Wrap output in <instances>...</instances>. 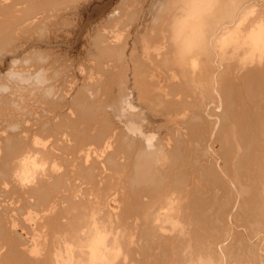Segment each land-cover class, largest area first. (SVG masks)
Instances as JSON below:
<instances>
[{
	"label": "bare ground",
	"instance_id": "1",
	"mask_svg": "<svg viewBox=\"0 0 264 264\" xmlns=\"http://www.w3.org/2000/svg\"><path fill=\"white\" fill-rule=\"evenodd\" d=\"M106 1L0 0V264H264V0Z\"/></svg>",
	"mask_w": 264,
	"mask_h": 264
},
{
	"label": "rangeland",
	"instance_id": "2",
	"mask_svg": "<svg viewBox=\"0 0 264 264\" xmlns=\"http://www.w3.org/2000/svg\"><path fill=\"white\" fill-rule=\"evenodd\" d=\"M110 1H111V0H109V1L107 0V1H106V4L104 3V5H101V6H105V5H107V3H108V4L111 3V4H112L111 6L114 7V5H115L116 3H118L120 0H113L114 3H113L112 1H111V2H110ZM157 1H158V0H157ZM157 1L155 0L154 2H156V3L158 4V6H157V5L155 6V3H154L153 1L151 2V4H152L151 7L154 6V7L157 9V10L155 9L156 11H158V10L160 9L161 5H162V0H159V2H157ZM163 1H165V0H163ZM153 4H154V5H153ZM112 7H110L111 10H112ZM162 7H163V6H162ZM146 9H147L146 7L143 9V10H144V11H143V15L146 13V11H147ZM109 10H110V9H109ZM109 10H108V11H109ZM111 10H110V11H111ZM148 10H149V9H148ZM155 10L150 14V18H151V19H152L153 15H156V14H157V12H156ZM150 11H151V10H150ZM153 13H154V14H153ZM105 14H106V13H105ZM105 14H101L100 16L103 17ZM89 15H90V17H91V15H93V12H92V14L89 13ZM71 16H74V15H71ZM154 17H155V16H154ZM91 18H93V17H91ZM94 19L97 20L98 17L93 18V20H94ZM93 20H92V21H93ZM95 20H94V22H91V21H90V23H92V24L89 23V27H88V29L91 28L90 25H94L93 23L96 22ZM98 20H99V19H98ZM149 21H150V20H149ZM60 26L62 27L63 25H60ZM71 26H72V23L69 24L68 27H71ZM72 28H73V26L71 27V29H72ZM65 29L67 30L68 28L65 27L64 30H65ZM88 29H87L85 32H83V35H85V34L87 33ZM137 29H138V28H137ZM66 30H65V31H66ZM58 38H59V37H58ZM82 38H83L84 40H82ZM82 38H81L80 43L84 42L83 44H85V40H86V39H85L84 37H82ZM60 39H61V38H60ZM59 41H60V40H59ZM59 45H60V44H59ZM63 45L66 47V44H63ZM64 46H61V48L64 47ZM76 46H77L76 48L71 47V48H73V49L69 48L68 52L65 51V53H66V54H67V53H70L69 55L73 57V56H74L77 52H79V51L81 50V48H82V47L79 46L78 44H77ZM67 47H68V46H67ZM57 48H58V45H57V47H56V46L54 47V49H56V51H55L56 54H59V52H61V54H63L62 51H57V50H60V48H58V49H57ZM54 49H53V51H54ZM76 49H77L78 51H77ZM126 49H127V48H126ZM72 50H73V51H76V53H74ZM71 51H72V52H71ZM57 52H58V53H57ZM71 53H72L73 55H72ZM63 55H64V54H63ZM81 58H82V57H81ZM128 58H129V57H128ZM128 58H127V59H128ZM82 59H83V58H82ZM79 60H80V59H79ZM69 61H70V60L66 61V63L69 64V65H71V64H70L71 62L69 63ZM0 62H2V57H0ZM127 62H128V61H127ZM131 63H132V62H129V67L132 68V69L130 70V72H128V76H130V75L133 73V67H134V65H132L133 63H132V64H131ZM124 65H126V63H125ZM131 65H132V66H131ZM0 68H1V69H4V71H7V70H8V67H1V66H0ZM5 68H7V69H5ZM69 74H71V73H68V75H69ZM124 74H125V73H124ZM124 74H123V76H124ZM125 76H126V75H125ZM0 77H1V75H0ZM1 82H2V79H1ZM22 93H23V94H22ZM20 95H24V92H21V91H20ZM155 107H156V106H155ZM159 107H160L161 112H158V111H159V108H157V107L155 108V111H154V112H157L158 115L162 116L165 112H164V110H163V113H162V107H161V106H159ZM219 110L221 111V109H217V111H219ZM156 120L158 121V118H157ZM157 129H158V128H157ZM186 130H187V129H185V132H186ZM202 131H203V130H202ZM159 132H161V131L158 129V133H159ZM163 132H164V131H163ZM203 132H204V133H203ZM203 132H201L202 134H200V135L197 134V135L195 136V137H196L195 140H194V138H191V139L189 138V139L192 141V144H195V145H192V146L189 147V144H185L183 147H181L182 150L180 149V152L182 151V152H181V153H182V157H184L183 155H185V157H184L185 159H184V161H183L182 157H179V158H181V159H180L181 161H180L179 159H178L179 161H176L177 163H180V164H179V167H176V165H177L176 162H173V163L170 162V163H169V164H171V166H172V164H173V166H175V167L172 166V170H170V172L173 171V170L175 171V170L177 169V172L175 171L176 174H175V172H174V173L172 172L173 174H172V173H169L170 176H171V177L169 176V178H168L169 180H170V178H171V179L173 178L172 181H174V178L176 179L175 175H178V171H179V176H180V177H182V176H187V174L190 175V177H191V173H192V175H193L194 173L196 174L197 171L200 172L201 167H202L204 164H206L207 161L209 162V161H210L209 158H212V157H213V158H212L213 160H214V158H215V162H216L215 165L218 164L217 167L215 166V167H216L215 170H217V169L219 168L217 172L215 171L216 175H218V177L220 178V176H221V174H222V175H223V176H221V177H223L222 179H224L225 177H227V176L225 175V173H224V172L222 173L221 170H220L221 165L223 164L222 159H224V157H223L222 155H225V154H226L225 151H226L227 149H228V151L231 149L230 152L228 153V154H230V155H228L229 158H230V157H231V152H232V149H233V148H232V147H231V148L229 147V148L226 149V147H225L226 150H224L223 148H222L223 150L221 149V145H222V144H219L218 141H216V140H220V143H221V134L218 135V132H217V131H216V132H217V136L215 135L216 132H215V133L212 132L213 135H212L211 132H210L211 134L209 135L208 131H207V132L203 131ZM207 133H208V135H207ZM159 134H160V133H159ZM201 135H202V136H201ZM204 135H205V136H204ZM214 135H215V136H214ZM207 136H210V137H207ZM219 136H220V137H219ZM200 137H202V138H200ZM212 137H213V138H212ZM166 138H167V136H164V139H166ZM204 138H205V139H204ZM209 138H210L211 142L213 141L212 143L210 142ZM214 138L216 139L215 141H214ZM217 138H218V139H217ZM196 139H197V140H196ZM198 139L201 140V141H199ZM202 139H203V140H202ZM183 140H185V139H183ZM186 140H187V139H186ZM186 140H185V141H186ZM193 141H196V143H199V142H200V143H199L200 145H199V144L196 145V143L193 142ZM198 141H199V142H198ZM188 142H189V141H188ZM201 142H202V143H201ZM204 142H205V144H204ZM206 142H208V143H210V144H206ZM214 142H216V143H215L214 146H213V143H214ZM217 143H218L219 145H218ZM211 144H212V145H211ZM201 145H202V147H200L201 150H199V146H201ZM203 145L206 146L207 148H208L209 145H211V146H209V148H208V149H209V152L211 151V154H210V153L207 154V155H208V156H207L208 158L202 155V152H201V151H202V148H204ZM222 146H223V145H222ZM228 146H229V145H228ZM188 147H189V151H191V150L193 149V151H192L193 154H192L191 152H190V153L188 152V150H187ZM191 147H192V149H191ZM195 147H197V148H195ZM206 147H205L204 149H206ZM210 147H212L215 151H213V149L210 148ZM185 148H187L186 151H185ZM210 149H211V150H210ZM217 149L222 150V152L224 151V154H221V153H218V152H217L218 154L216 155L215 153H216V150H217ZM183 150H184L185 152H184ZM219 150H218V151H219ZM195 151H199V152H197V154H196ZM206 151H207V149H206ZM186 152H187V153H186ZM194 152H195V154H194ZM212 152H213V153H212ZM214 152H215V153H214ZM181 153H180V156H181ZM199 153H200V155H199ZM186 154H187V155H186ZM212 154H213V156H210V155H212ZM214 154H215L216 156H218V159H216L217 157H214V156H215ZM219 154H220V155H219ZM188 155H189V156L191 155V157H189ZM201 155H202V156H201ZM232 155H233V153H232ZM187 156H188V157H187ZM196 156H198V157H196ZM193 157H194V158H193ZM200 157H203V159H205V160L208 159V160H207L206 162L203 161V160H202V161H199V160H201ZM204 157H205V158H204ZM219 157H220V158L223 157V158L220 159ZM188 158H189V159H188ZM197 158H199V160H197ZM206 158H207V159H206ZM190 159H192V160H190ZM195 159L199 162V164H200V162L203 163V164H202V165L200 164V165H201V166H200V165H198L197 163H194V162H196ZM230 159H231V158H230ZM186 160H187V161H186ZM188 160H190V163H189ZM216 160H218L219 163H218ZM181 162H182V163H181ZM192 162L194 163V165H193ZM204 162H205V163H204ZM174 163H175V164H174ZM220 163H221V164H220ZM183 164H184V165H183ZM190 164H191V165H190ZM180 165H181V166H180ZM197 165H198V166H197ZM171 166L169 167V169L171 168ZM177 166H178V165H177ZM187 166L190 168V170H189V168H188ZM195 166H197V167H195ZM180 167H183V168L186 167V169H187V173H186V169H183V168H180ZM173 168H174V169H173ZM175 168H176V169H175ZM178 168H180L181 171L178 170ZM194 168H196V171H195ZM199 168H200V169H199ZM193 169H194V170H193ZM219 170H220V172H219ZM182 171H183V173H185L184 175H183V173H181ZM193 171H195V172H193ZM189 172H190V173H189ZM218 172H219L220 174H218ZM224 175H225V176H224ZM172 176H174V177H172ZM166 178H167V177H166ZM168 179H167V180L165 179V180H166L165 182H167ZM225 179H229V178H225ZM170 181H171V180H170ZM206 181H207V182H206ZM206 181H204L205 183H204V182H202V183L199 182V183H201L202 185H204V186H201V188H202V189H201V192L207 191V193H206V192H204V193H206V194H204V193H200V194H203V195H201L202 197L199 198V199H202V198H203V200H201V201L199 202V199H198V202H197L198 205H200V207H206V206H208V204L211 203V204L209 205V209H215V210L212 212V213H213V216L215 217V219H217V218L219 219L220 217L223 216L224 211H226V208H225L224 210H223V209L221 210L222 213L220 212L219 214H217L216 212H218V207H217L216 205H217V203L219 202V200H217V199H225V198L227 199L228 196H229V199H230L231 201L234 199V200L236 201V203L234 202L235 204H233V201H232V204L234 205V207H233V205H231V203H230L231 201L227 199L228 202H229L228 204H229L230 206L233 207V208L231 207V208L227 209V211H228L229 213H230V209L232 210V215H231V214L229 215V217H230V216H232V217H230L229 219H227V218H228V217H227L228 215L226 214V213H228V212H227V211L225 212L226 217H227V218H226V222H227V224L230 223V224L228 225V227H229V226L231 227V231H229V236H228V237H229V238L231 237L232 240H234V239H235L234 237L237 236V233H240V234H241V232L243 231L241 235H242V236L245 235V236H244L245 238H249L248 236H250V235L252 234V233H248V235H246V231H247V232H250V231H249V227H246V226H245L246 229H243L244 227H243V228L241 227V228H242V230H241L240 226H242V225H241V224H236V223H235V220L233 219V220H234V221H233V220L231 219V218H233L234 216H236V214L238 213V209H239V207H240V206H239V207L237 206V205H238V202L240 203V201H242V199H243V197H244V196H241V195L239 194V192H237L238 190H235V189H237V187H236L235 185H234V186H235L236 188H235V187H234V189L232 188V187H233V185H232V184H233L232 180L229 179V181H231L232 184L227 180V182H228V184H227V190L230 192V194H232V193L234 194V195L232 194V196L229 194V192H227V190H225V189L222 187V186H223L222 183H220V185H219V183L217 182L218 180H217V181H216V180H213V181H215V183L212 182V180H211V182L209 183V181H210L209 179H206ZM167 183H169V181H168ZM203 183H204V184H203ZM206 183H207L208 185H207ZM217 183H218V184H217ZM229 183H230V185H232V186L230 187V188L232 189V191H231V189L229 190V186H228ZM185 184H187V183H185ZM205 184H206V185H205ZM210 184H212L213 186H215L214 184H217V185H216L215 187H213V186H211ZM221 184H222V185H221ZM199 185H200V184H198V187H199V189H198V196H199V192H200V186H199ZM205 186H209V187H210L211 194H210V192H209V188H208V187H205ZM220 186H221V188H220ZM204 187H205L206 190H204ZM214 188H215L216 191L214 190ZM217 188H218V190L220 189L221 191H220V190L218 191ZM203 190H204V191H203ZM222 191H223V192H222ZM224 191H226V195H227V196L224 195V196H226L225 198H224V196H221V195L224 194ZM218 192H220L221 194L218 193ZM213 193L216 194V195H214ZM217 193H218V195H217ZM222 193H223V194H222ZM236 193H237L238 195H240L238 198H236V197L234 198V197H233V196H236V195H237ZM235 194H236V195H235ZM204 195H205V197H204ZM209 195H210V196H213V195H214V198L212 197V198H213V199H212ZM238 195H237V196H238ZM207 196L209 197L208 199L206 198ZM217 196H218V197H217ZM219 196H221L222 198H221V197L219 198ZM230 197H231L232 199H231ZM204 198H206V199H204ZM210 198H211V200H214V199H215V201H214L215 203H216V200H217L218 202L214 205V204H213V201H211ZM0 199H1V200H0V205H1L0 208H2V203H1V202H2V198H0ZM236 199H237V200H236ZM205 201H206V203H205ZM208 201H210V202L207 203ZM237 201H238V202H237ZM202 202L205 203L206 205L204 204L205 206H203V203H202ZM201 203H202V206H201ZM211 205H212V206H211ZM229 205H228V207H230ZM210 206H211L212 208H211ZM228 207H227V208H228ZM216 208H217V209H216ZM234 208H235V211H234ZM240 209H242V206H241ZM216 210H217V211H216ZM233 211H234L235 213H233ZM241 212H243V211L240 210L239 213H241ZM214 213H216V214H214ZM239 213H238V214H239ZM220 214H221V215H220ZM241 214H242V213H241ZM215 215H217V216L220 215V216H219V217H216ZM213 216H212V218L214 219ZM221 219H222V218H220L219 221H218L219 225H220V220H221ZM230 219H231L232 222L229 221ZM231 224H232V225H231ZM233 225H234V226L236 225L235 228H234ZM238 225H240V226H238ZM232 226H233L234 229H236L235 232H234L233 234H232V232H233L234 230L232 229ZM247 226H248V225H247ZM238 228H240V230H239ZM245 230H246V231H245ZM236 231H238V232H236ZM239 231H241V232H239ZM244 232H245V233H244ZM235 233H236V235H235ZM233 235H235V236H233ZM232 236H233V237H232ZM246 236H247V237H246ZM255 238H256V236H254L253 242H255L256 239H257V240L259 239V238H256V239H255ZM250 241H252V240H250Z\"/></svg>",
	"mask_w": 264,
	"mask_h": 264
}]
</instances>
